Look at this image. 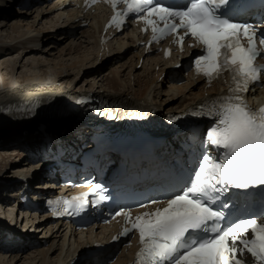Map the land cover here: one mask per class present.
Here are the masks:
<instances>
[{"label":"snow or ice","instance_id":"6c2138e0","mask_svg":"<svg viewBox=\"0 0 264 264\" xmlns=\"http://www.w3.org/2000/svg\"><path fill=\"white\" fill-rule=\"evenodd\" d=\"M119 3L125 5L121 11ZM111 6L114 15L106 27L143 20L153 41L172 34L181 50L191 38L201 46L193 59L198 74L207 81L231 74L227 92L205 97L192 110L209 124L197 136L195 165L187 176L170 184L163 198L138 204L145 209L156 205L154 210L133 217L130 206H121L113 213V219L123 216L130 225L120 235H139L134 264H264V105L252 108L245 96L264 84V64L256 63L264 58V32L239 19L238 0H111ZM94 188L107 192L100 183ZM232 189L246 199L251 194L253 201L258 194V207L230 220L239 211L228 195ZM89 205L97 206L84 195L73 197L63 200L56 214H79Z\"/></svg>","mask_w":264,"mask_h":264},{"label":"bare ground","instance_id":"6f19581e","mask_svg":"<svg viewBox=\"0 0 264 264\" xmlns=\"http://www.w3.org/2000/svg\"><path fill=\"white\" fill-rule=\"evenodd\" d=\"M50 9L47 10V7H45L44 10H37L28 16H21L22 18L15 15L14 18L7 21H0V61L1 58L10 56L13 53L17 54L20 60L5 59L0 64V120H3L5 123L15 124V121L39 120L43 118L42 112L44 110L36 113V115H34V112L19 114L17 111L26 110L33 105L43 108L50 107L54 103L60 102L61 99H72L80 92L90 93L92 90H96L95 94L100 93L106 99L113 102L129 104L128 107L130 108H134L135 104L154 111L162 107L163 112L161 115L176 114L174 112L183 113L204 98L203 87L200 84L196 86L193 82H188L183 87L158 84L157 80L167 71V63L160 59L148 60L140 71L136 69L138 58L140 57L139 54L134 55L129 53V55L122 58V61L114 63L113 59H117V54H120L123 48L132 46L127 41L123 40V42L114 43L110 46L112 56L103 57L106 54L100 53L98 43L102 15L93 17L91 27L83 31L78 39H68L64 34L51 36L50 32L56 26H59V21L64 16L62 14L56 15L57 21L55 22L54 20L53 24L49 27L42 25L41 28L37 29L38 25L40 26V21L47 17L46 14ZM65 18H67L66 15ZM70 28H72V25ZM41 33H48L47 35L49 36L46 39L56 41L50 46L49 52L52 54L46 55L47 57L56 56V58L53 57L52 60L46 56L35 58V55L38 57L45 54L44 51H38L36 47L39 43L37 35ZM59 40L63 42H59ZM60 43H63V46L53 54V50L57 49L55 45L58 44V47ZM73 55L75 60L67 64L73 58L70 61L64 58H71ZM24 58L31 59L29 65L33 70L30 71L31 69H29L27 72L34 74L32 76L31 74H24L25 76L20 77H24L23 79L26 81V84L22 85V82L16 79L15 71L16 68L19 69L20 63H22ZM56 59H59V61ZM24 64L22 67L26 65ZM157 65L161 68L159 72L154 71ZM42 67H46V70L42 71ZM107 67L109 68L108 73L102 74V68ZM1 68H4L6 71L9 70L11 74L2 75ZM83 68H85L84 74H87L86 70L88 69L94 70L92 72L93 77H100L102 84L97 87L98 84L95 82V78L92 83H90L91 81H85L86 79L83 78L82 83L84 84L77 86L76 89L77 84H74L75 81L73 80ZM71 72L74 74L72 75ZM63 73L65 75H62ZM169 75L170 73L164 75L163 82H165ZM164 89L167 90L166 96L161 95ZM161 96H165V98L160 102L158 98H162ZM4 133L0 131V140L4 139L5 142H13L17 140V136H20L14 134L4 137ZM21 157L18 151L0 150V181L1 178H5V182L12 181L16 177L18 170L26 171L25 173L30 172L31 169L27 168L29 164L25 163ZM43 183L44 185L39 187L40 189H52L54 187L53 184H49V181H44ZM55 194L57 193L55 192ZM12 216L13 213L2 216L3 221L6 222V217L11 218ZM34 221L41 225L38 230H35L36 226L34 227L37 234H41L40 238H37L38 235L33 237V239L36 238L34 240L40 243V248L34 250V256L22 259L23 253L21 255L19 253L14 254L15 256H12V253H10L3 257L0 256V264H66L75 257L77 252L79 257V254L84 251L82 245L90 244L92 243V238L105 237L106 234L105 229L97 227L95 234H90L86 237L85 233H75L66 224L51 225L47 217H43L42 219L36 217L27 219V229L29 227L33 228L35 225ZM15 224V228H17L18 221H15ZM7 227H12V224L7 225ZM27 232L28 230H26ZM84 236L85 238L82 239L86 240L82 241L80 237ZM41 240H45V244H48L47 248H42L45 244L42 245Z\"/></svg>","mask_w":264,"mask_h":264},{"label":"rangeland","instance_id":"374dc122","mask_svg":"<svg viewBox=\"0 0 264 264\" xmlns=\"http://www.w3.org/2000/svg\"><path fill=\"white\" fill-rule=\"evenodd\" d=\"M54 16H55V18H54ZM52 20V21H51ZM54 20H55V22L57 21V18H56V15H53V16H51V17H46V18H44L41 22H40V26L38 25V27H37V29H39V28H41V26L42 25H44V27L46 26V27H49L51 24H53V22H54ZM80 35V34H79ZM78 35V37L77 38H79L80 36ZM59 42H63L62 40L60 41L59 40ZM58 45V44H57ZM57 45H55V47L57 48V49H55V50H53L52 52H53V54H55L58 50H59V48L60 47H62L63 46V43H60L59 44V46L57 47ZM54 49V48H53ZM43 51H47V50H43ZM52 54V53H51ZM39 55V54H38ZM49 56L50 55V52H47L46 54H43L42 56H38L37 57V55H35L36 57V59L37 58H40V57H45V56ZM18 55L17 54H12V55H10V56H7V57H5V58H1V61H0V64H1V62L2 61H4L5 59L6 60H14V59H18L19 60V58L17 57ZM46 56V57H47ZM53 57H55L56 58V56H51V57H47L48 59H50V60H52V58ZM13 58V59H12ZM73 58V59H72ZM64 59H66L67 61H70L71 59H72V61H70V62H67V64L68 63H71V62H73L75 59H74V55L73 56H71V58H69V57H65ZM69 59V60H68ZM54 60V59H53ZM57 61H59V59H56ZM20 61V60H19ZM30 61H31V59L29 58V59H23L22 60V63H20V67H19V69L18 68H16V71H15V73H16V79L17 80H20L22 83V85H25L26 84V81H24V77L23 78H20V77H22V76H25L24 74H31V73H29V72H27L29 69H31L30 67V65H29V63H30ZM66 62V61H65ZM26 65H25V64ZM56 63V62H55ZM25 65V66H23L22 67V65ZM44 65H46L45 63H44ZM18 66V65H17ZM110 67V66H109ZM36 69V68H35ZM42 69V71L44 70H46V67H42L41 68ZM109 68L107 67V68H102V70H103V73L102 74H105V73H108V70ZM33 69H31L30 71H32ZM94 70H86V73L87 74H84V72H85V68H83L81 71H79V73L73 78V77H71L72 79H74L73 81H75L74 82V84L76 83L77 85H76V89H77V86H79V85H82V84H84V83H82L83 82V78H85L84 80L85 81H87V82H90V83H92V81H93V79L95 78V82L98 84L97 85V87H99L101 84H102V82L100 81V77H93V75H92V72H93ZM6 72V73H5ZM1 73H2V75H7L8 73H10V71L9 70H5L4 68H1ZM4 73V74H3ZM65 73V72H64ZM62 74V75H65V74ZM72 73V75L74 74L73 72H71ZM70 73V74H71ZM11 74V73H10ZM34 73H32L31 74V76L33 75ZM30 76V77H31ZM35 77H38L37 75H34ZM77 77V78H76ZM91 78V79H90ZM60 80H65V79H60ZM79 81H80V83H79ZM164 90H165V92H164ZM163 90V92L161 93V95L163 96V95H167V90L166 89H164ZM165 95V96H166ZM161 96V97H162ZM165 96L164 97H162V98H158L159 100H160V102H161V100L163 99V98H165ZM164 100V99H163ZM4 179V178H3ZM4 216V215H3ZM34 223H35V221H34ZM38 222H36L35 223V225L34 226H36L35 227V230H38V228H39V226H41L39 223L37 224ZM35 233H36V236L38 235V238H40L41 237V234H37V232L35 231ZM42 242V241H41ZM48 247V244H46V246L45 247H42V248H47ZM31 254V255H30ZM33 254H35L34 253V251L33 250H30V251H28L27 253H24L21 257H22V259L23 258H28L29 256H34ZM12 256H15V255H12ZM22 261V260H21Z\"/></svg>","mask_w":264,"mask_h":264},{"label":"water","instance_id":"95a60500","mask_svg":"<svg viewBox=\"0 0 264 264\" xmlns=\"http://www.w3.org/2000/svg\"><path fill=\"white\" fill-rule=\"evenodd\" d=\"M93 91V92H92ZM90 93H88V94H90V95H95V93H96V90H92ZM185 112V111H184ZM179 114H183V113H178V112H176V115H179Z\"/></svg>","mask_w":264,"mask_h":264}]
</instances>
